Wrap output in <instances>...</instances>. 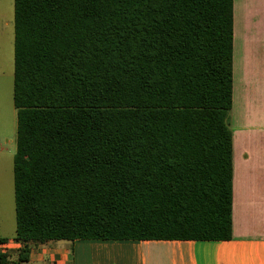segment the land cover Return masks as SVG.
<instances>
[{
  "label": "trees",
  "instance_id": "obj_1",
  "mask_svg": "<svg viewBox=\"0 0 264 264\" xmlns=\"http://www.w3.org/2000/svg\"><path fill=\"white\" fill-rule=\"evenodd\" d=\"M13 28L17 263L232 237L233 0H13Z\"/></svg>",
  "mask_w": 264,
  "mask_h": 264
},
{
  "label": "crops",
  "instance_id": "obj_2",
  "mask_svg": "<svg viewBox=\"0 0 264 264\" xmlns=\"http://www.w3.org/2000/svg\"><path fill=\"white\" fill-rule=\"evenodd\" d=\"M7 1L13 9V0ZM245 9L239 7L236 12L233 0V92L237 84L257 86V79H264V29L254 22V15H245ZM3 20L0 35L8 55L13 57V16L12 20L7 17ZM243 92L247 104L257 99L259 114L264 112L261 94L253 98L246 87ZM258 135V152L247 154L238 165L234 164L233 157L232 237L228 240H57L33 245L28 260L17 263L15 252L21 244L13 239L14 234L0 233V242L5 244L0 251L10 254L7 264H264V126L261 121ZM10 154L7 155L13 161L14 154Z\"/></svg>",
  "mask_w": 264,
  "mask_h": 264
},
{
  "label": "rangeland",
  "instance_id": "obj_3",
  "mask_svg": "<svg viewBox=\"0 0 264 264\" xmlns=\"http://www.w3.org/2000/svg\"><path fill=\"white\" fill-rule=\"evenodd\" d=\"M234 5L236 12L239 7L246 8L245 15L247 13L254 15V22L264 29V0H234ZM12 16L13 9L10 1L0 0V24L4 21L3 18L7 17L12 20ZM12 58L10 54L8 55L6 43L0 35V233L10 235L14 234L15 230V210L12 159L7 154L11 152L14 154L16 147V109L12 100ZM258 81L259 79H257V86L241 84L234 86L233 104L229 112V127L232 131L233 157L236 165L241 164V159L247 154L258 152V126L260 121L264 126V112L259 114L260 102L258 103L257 99L247 104L248 100L244 99L243 92L246 87L250 89L251 97L255 98L259 93L264 98V79H260V85ZM261 105L264 106V100ZM240 168H242L241 165Z\"/></svg>",
  "mask_w": 264,
  "mask_h": 264
},
{
  "label": "built area",
  "instance_id": "obj_4",
  "mask_svg": "<svg viewBox=\"0 0 264 264\" xmlns=\"http://www.w3.org/2000/svg\"><path fill=\"white\" fill-rule=\"evenodd\" d=\"M4 245H5L4 243H1V242H0V249H1V248H4V247H5Z\"/></svg>",
  "mask_w": 264,
  "mask_h": 264
}]
</instances>
